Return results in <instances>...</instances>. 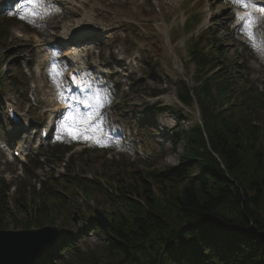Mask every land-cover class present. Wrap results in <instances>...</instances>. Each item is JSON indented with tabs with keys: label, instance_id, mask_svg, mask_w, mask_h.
<instances>
[{
	"label": "rangeland",
	"instance_id": "1",
	"mask_svg": "<svg viewBox=\"0 0 264 264\" xmlns=\"http://www.w3.org/2000/svg\"><path fill=\"white\" fill-rule=\"evenodd\" d=\"M87 1L89 0H49L47 4L51 6L50 15L32 22L34 26L20 25L14 28L9 41L4 46L0 44V139L4 144H14L10 137L11 125L7 121L6 104L15 103L23 116L28 113V105L22 104L17 98L7 77L12 75L15 78L23 98L31 91L37 92L39 99L34 103L36 108L26 117L33 121V114H37L38 123L43 125L48 115L42 112L49 109V106L42 100V92L49 89L47 86L50 89L57 88V84L50 78V75H56L53 66L62 76V80L57 78L58 82L62 85L67 82L65 79L71 72L62 69L67 64L64 59L67 46L60 44L64 38L75 39L80 23H91L92 28L97 30L96 34L87 37L96 43V48L87 53V67L93 69V78L103 82V93L112 95L115 101L104 112L110 121L120 123L127 131L130 130L129 124H134L126 139L127 153L107 150L105 159H101L94 151H89L87 158H76L81 151L78 148L72 152L76 158L72 161L69 154L62 158H28V164L39 159L40 169L32 164L21 168L18 160L12 162L11 155L7 153L5 156L0 152V185L3 181L10 187L9 195L14 194L13 199L6 200L7 215L2 222L6 227L4 231H18L17 228L25 226L27 214L38 208L40 202L47 197L52 215H58V219L64 218L67 222L66 234L75 237L74 248L64 252L61 257L64 262L73 260L76 264L91 263L94 260L107 262L108 259L104 248V234L91 228L94 227L91 213L96 209L105 212L107 205L121 209V198L117 196L120 191L115 189L116 183L107 178L102 179L99 175L101 172L106 173L108 169L109 173L114 171V174H120L128 180L126 171L165 172L180 165L186 143L181 138H178L176 144L173 143L180 129L176 113L183 110L182 128L186 131L200 123L197 107L185 108L177 100L179 87L196 86L195 67L188 62L186 47L192 36L200 35L210 27L206 35L211 37L214 34L222 44L221 51L232 61L237 79L244 81L253 91L252 94L255 93L251 98V106L257 109V116L264 119V66L258 62L252 48L242 46L234 38V26L226 24L229 22L230 9L224 0H137V5H132L133 0H126V3L121 2L119 5L109 0H97L85 5ZM2 15L3 13L0 14ZM191 18L196 21L193 24L195 29L188 34L182 26ZM163 23L167 34L162 27ZM82 41L84 40L74 41L72 45H80ZM41 63L45 66L42 67ZM16 65H20L19 69L26 72L24 77L19 74ZM131 84L134 87L130 92L128 89ZM156 95L162 96L159 102L154 99ZM123 99H126L125 110L121 106L124 105ZM157 103L162 105L161 113L153 110ZM163 107L169 109L165 110ZM130 112L146 116L147 122L140 127L136 118L132 121L121 117L125 115L129 119ZM20 131L16 130L15 135ZM62 136L66 141L61 140L68 144L72 141L79 142L64 134ZM56 162L64 165H56ZM191 167L196 174L197 165L191 164ZM57 177L64 183L57 182ZM78 177L99 182L104 188L114 186L112 196L104 190L95 197L83 196L80 188L69 182ZM51 192L65 195L64 200H68L69 206L50 198ZM24 202L27 206L25 212L21 206ZM98 203L100 207H96ZM14 219L21 223L19 227ZM79 232L84 235H78Z\"/></svg>",
	"mask_w": 264,
	"mask_h": 264
},
{
	"label": "trees",
	"instance_id": "2",
	"mask_svg": "<svg viewBox=\"0 0 264 264\" xmlns=\"http://www.w3.org/2000/svg\"><path fill=\"white\" fill-rule=\"evenodd\" d=\"M4 40L0 38V44ZM204 42L206 38H199L190 48L199 86L192 91L182 87L179 94L183 104L193 105V92L202 115V125L180 134L186 143L181 166L164 173L125 172L129 181L106 174L126 193L124 211H112L108 230L97 226L105 233L108 262L85 264H264V119L251 122L244 90L235 101L237 79L227 65L205 76L217 67L218 59L204 52ZM218 101L235 104L228 112L215 111ZM236 113L245 118V129L230 120L228 114ZM191 161H196V174ZM86 184L87 194L101 189ZM4 192L0 191V230L6 229ZM22 208L27 209L24 204ZM36 212L26 229L56 223L45 202ZM71 240L62 234L40 264H72L60 262V250L71 247Z\"/></svg>",
	"mask_w": 264,
	"mask_h": 264
},
{
	"label": "snow or ice",
	"instance_id": "3",
	"mask_svg": "<svg viewBox=\"0 0 264 264\" xmlns=\"http://www.w3.org/2000/svg\"><path fill=\"white\" fill-rule=\"evenodd\" d=\"M233 3L245 10V14L237 13V19L242 21L241 27L246 30L245 34L255 47L257 37L255 36L254 27L255 20L258 19L256 13L264 14V5H257L252 0H233ZM50 14L51 6L47 4V0H26V6L22 9L20 18L28 22H34ZM53 72L56 75H50V78L53 83L57 84L61 102L67 103V111L62 115L59 126L60 132L71 140L83 139L85 142H95L99 146H104L100 133L103 131L106 122L104 109L110 101L99 92L94 91L91 85L86 89L91 94L86 95L83 99L66 97L62 84L58 82L57 77L60 73L56 72L55 66H53ZM73 83H75L74 79ZM77 87H80V85H77ZM81 90L85 91V89ZM77 105L82 106L86 111H81ZM57 139H60L59 135Z\"/></svg>",
	"mask_w": 264,
	"mask_h": 264
},
{
	"label": "water",
	"instance_id": "4",
	"mask_svg": "<svg viewBox=\"0 0 264 264\" xmlns=\"http://www.w3.org/2000/svg\"><path fill=\"white\" fill-rule=\"evenodd\" d=\"M97 219L107 227L109 220L96 211ZM57 230L44 228L31 232L0 231V264H34L55 245Z\"/></svg>",
	"mask_w": 264,
	"mask_h": 264
},
{
	"label": "bare ground",
	"instance_id": "5",
	"mask_svg": "<svg viewBox=\"0 0 264 264\" xmlns=\"http://www.w3.org/2000/svg\"><path fill=\"white\" fill-rule=\"evenodd\" d=\"M126 2H127L126 0H123L122 3H126ZM113 3L115 5H119L121 2L119 0H116ZM137 3H138L137 0H133L132 1V5H137ZM255 4L260 5L259 2L255 3ZM256 15L258 17L264 18L263 14H261V13H256ZM241 25H242V23H241ZM263 31H264V22L263 21L257 22V24L254 27L255 36L257 37V39H256V49L257 50L260 49L261 51L264 52V32ZM78 32H80V31H78ZM65 43H67V40H65ZM90 48H92V46H89V45L86 46L85 48H82V47L81 48H79V47L77 48V47H75V48L69 50L68 54L65 56V57L71 56L70 58H71V61H72V65L74 67V74H79V77H75V78L73 77V79L76 81V85H78L83 80V77H84V74H85V72H83V71H85V68H79L80 65H83V60H84V58H82L81 54L84 53V51H86V50H88ZM80 69H82L83 71L80 72ZM68 89H70V88H68ZM58 110L66 112V110H67L66 104H60L59 103V107H57V108H55L54 110H51V111H58ZM12 133H14V131ZM101 138L103 139L104 142H107V139L104 136H102Z\"/></svg>",
	"mask_w": 264,
	"mask_h": 264
}]
</instances>
